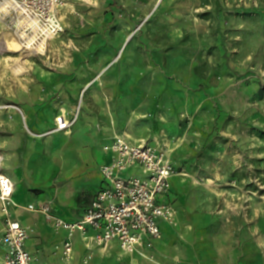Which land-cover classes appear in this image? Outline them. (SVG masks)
<instances>
[{
  "label": "rangeland",
  "instance_id": "rangeland-1",
  "mask_svg": "<svg viewBox=\"0 0 264 264\" xmlns=\"http://www.w3.org/2000/svg\"><path fill=\"white\" fill-rule=\"evenodd\" d=\"M63 3L64 31L27 61L14 19L0 16V95L13 80L94 79L89 65L109 59L100 84L136 85L138 125L170 144L175 227L189 222L199 235L208 211L229 226L239 254L249 246L264 257V0ZM121 33L131 35L125 45Z\"/></svg>",
  "mask_w": 264,
  "mask_h": 264
},
{
  "label": "crops",
  "instance_id": "crops-1",
  "mask_svg": "<svg viewBox=\"0 0 264 264\" xmlns=\"http://www.w3.org/2000/svg\"><path fill=\"white\" fill-rule=\"evenodd\" d=\"M123 37L125 45L131 35ZM108 61L94 59L89 65L98 74L94 79L13 80L8 88L13 84L14 91L0 95V172L15 185L9 212L29 230L27 248L34 264H264V257L251 254L249 246L239 254L229 226L223 227L208 211L201 214L199 235L192 223L185 222L180 228L160 221L162 237L154 241L153 248L127 253L118 241L88 246L77 233L71 239L72 256L67 257L63 246L68 232L55 231L53 219L27 208L46 204L54 217L77 222L106 185L101 167L110 162L111 153L105 147L117 137L147 141L166 151L175 165L169 142L162 144L159 134L138 125L143 104L136 85L127 93L119 80L100 84ZM31 70L32 64L27 63L23 75ZM10 71L16 77L21 75ZM61 114L67 119L77 115L66 132L53 130ZM171 183L170 197L176 206L175 187L180 186L176 175ZM2 208L0 201V231L7 219ZM181 243L186 250L176 251ZM197 248L198 252L193 250ZM5 255L6 247L0 243V264H4Z\"/></svg>",
  "mask_w": 264,
  "mask_h": 264
},
{
  "label": "built area",
  "instance_id": "built-area-1",
  "mask_svg": "<svg viewBox=\"0 0 264 264\" xmlns=\"http://www.w3.org/2000/svg\"><path fill=\"white\" fill-rule=\"evenodd\" d=\"M12 1L10 11L4 15L14 19V33L24 45L30 38H35L36 44L44 40L47 43L64 31L59 13L64 0ZM76 120L77 115L67 119L61 114L53 130L66 132ZM105 150L111 153L110 162L101 167L106 185L77 222L54 217L46 204L27 207L53 219L55 231L68 232L63 246L67 257L72 256L71 239L77 233L88 246H106L118 241L128 252L153 248L154 241L162 237L160 221L173 227L178 224V211L170 197L176 167L166 151L147 141L135 142L124 137H117ZM14 189L13 181L0 172V201L7 216L0 231V243L6 247L4 264H34L27 248L29 230L9 212Z\"/></svg>",
  "mask_w": 264,
  "mask_h": 264
},
{
  "label": "bare ground",
  "instance_id": "bare-ground-1",
  "mask_svg": "<svg viewBox=\"0 0 264 264\" xmlns=\"http://www.w3.org/2000/svg\"><path fill=\"white\" fill-rule=\"evenodd\" d=\"M13 1L12 0H0V16H2V14H7L10 11V7L12 5ZM46 44V41H42L38 44H36L35 42V38H30L27 43H26V50L24 51V57L23 60L27 61V58L33 54L34 51H38L39 53H43L44 52V46ZM85 87L87 88V85H85ZM85 91L86 89H84L82 91V99L85 95ZM130 136V135H129ZM145 142V141H143ZM123 250V249H122ZM124 251V250H123ZM135 251V250H134ZM134 251H125L127 253H131Z\"/></svg>",
  "mask_w": 264,
  "mask_h": 264
}]
</instances>
